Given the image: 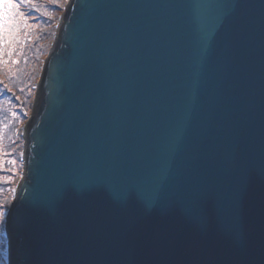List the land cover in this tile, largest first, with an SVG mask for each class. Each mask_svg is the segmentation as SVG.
Instances as JSON below:
<instances>
[{
	"label": "water",
	"instance_id": "water-1",
	"mask_svg": "<svg viewBox=\"0 0 264 264\" xmlns=\"http://www.w3.org/2000/svg\"><path fill=\"white\" fill-rule=\"evenodd\" d=\"M23 140L7 264H264V0H69Z\"/></svg>",
	"mask_w": 264,
	"mask_h": 264
},
{
	"label": "rangeland",
	"instance_id": "rangeland-1",
	"mask_svg": "<svg viewBox=\"0 0 264 264\" xmlns=\"http://www.w3.org/2000/svg\"><path fill=\"white\" fill-rule=\"evenodd\" d=\"M68 1L69 0H34L38 10H31L30 6H27L28 11L22 10L25 13L31 11V15L28 19V26L23 27V25H21L18 31H14L11 37L4 41V43H9L8 47L0 49V97L3 96L1 98H4L7 104L6 110H4L5 114L0 108V116H4L0 119L6 122L5 119L8 117V121L10 122L8 125L12 127L8 128L9 134L6 133L8 136H5L4 132L6 129H3V127L0 131V195L2 194V197H0V204L5 206H11L16 186L22 177V156L24 149L23 128L32 111L36 88L44 60L51 49L60 18ZM27 7H25V9H27ZM22 8L21 5V9ZM45 34L47 35V40L44 42L45 45L42 41L41 47H43V50L38 54L36 66L32 68L30 63L29 68L30 71H32V76L29 78V81L26 82L27 89L25 95L21 97L19 96L20 93H18L20 92L19 90H13L8 85L9 82L4 74V72L9 71L11 67H14L12 65H15L13 63L18 59V54L14 56V51L17 47V43H15L17 38L15 36H19V39L24 36L22 39H26L27 42L29 40V42L33 43L39 41L40 38L42 39ZM0 45H2V42ZM14 57L16 58L12 61L13 63H7V59L11 60V58L13 59ZM24 75H27V72L24 73ZM2 99H0V101ZM0 105L2 104L0 103ZM1 132L3 133L2 136ZM6 208L7 207L2 210L7 211ZM5 225L4 223H0V256L3 264H7L8 261Z\"/></svg>",
	"mask_w": 264,
	"mask_h": 264
},
{
	"label": "trees",
	"instance_id": "trees-1",
	"mask_svg": "<svg viewBox=\"0 0 264 264\" xmlns=\"http://www.w3.org/2000/svg\"><path fill=\"white\" fill-rule=\"evenodd\" d=\"M27 6L28 5L22 4V7H23L22 10L28 11L29 6L28 7ZM25 7H27V9H25ZM11 35H9L7 32H5L3 34V36L0 37V43L2 42V45H0V49H2L3 47H6V48L8 47L9 43H7V42L4 43V41L7 40L8 38H10ZM15 37L17 38L16 42H15V43H17V45H16L17 47L14 51V53H15L14 56L16 54H18V59L16 60L15 63H13L12 61L15 60L16 57H14L13 59L11 58V60H9V59L6 60L7 63L10 64V62H12L15 65H12L14 67L13 68L11 67V69L7 72H4V74L6 76V79L9 82L8 85L11 87V89L16 90V91L19 90L20 91V92H18V93H20L19 96L22 97L26 93V89H27L26 88V82L29 81V78H31V76H32V73H31L32 71H30V68H29L30 63L32 65V68L34 66H36V64L38 62V59H37L38 54H39V52H41L43 50V47H41L42 41H43V44H44V42H46L47 35L45 34V36L42 37V39L40 38L39 41H35L33 43L29 42V40L27 42L26 39H22L24 36H22L20 39H19V36H15ZM5 57H7V56H5ZM29 71H30V73H29ZM26 72H27V75H24V73H26ZM1 97H3V96H1ZM1 97H0V99H2ZM0 103L2 104V105H0L1 111L4 113V110H6V107H7V104L5 103L4 98L0 101ZM2 117H4V116H0V118H2ZM5 120H6V122H4L0 119V131L3 127V129H6V131L4 132L5 136H8V134H9L8 128H12V127H11V125H8L10 123L8 121L9 118L7 117ZM6 133H8V134H6ZM2 135H3V133L1 132V136ZM0 197H2V194L0 195ZM6 210H7V208H6ZM0 264H3L1 262V256H0Z\"/></svg>",
	"mask_w": 264,
	"mask_h": 264
},
{
	"label": "snow or ice",
	"instance_id": "snow-or-ice-1",
	"mask_svg": "<svg viewBox=\"0 0 264 264\" xmlns=\"http://www.w3.org/2000/svg\"><path fill=\"white\" fill-rule=\"evenodd\" d=\"M22 4L30 6L31 10H38L34 0H0V37L5 32L11 35L14 31H18L21 25L28 26L31 11L28 13L22 11ZM5 207H7V211L2 210ZM11 211L12 206L0 204V223H8Z\"/></svg>",
	"mask_w": 264,
	"mask_h": 264
}]
</instances>
